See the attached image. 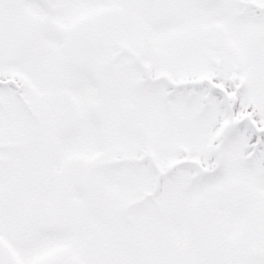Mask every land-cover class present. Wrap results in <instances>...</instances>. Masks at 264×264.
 I'll return each mask as SVG.
<instances>
[{
	"label": "snow or ice",
	"instance_id": "obj_1",
	"mask_svg": "<svg viewBox=\"0 0 264 264\" xmlns=\"http://www.w3.org/2000/svg\"><path fill=\"white\" fill-rule=\"evenodd\" d=\"M0 264H264V0H0Z\"/></svg>",
	"mask_w": 264,
	"mask_h": 264
}]
</instances>
